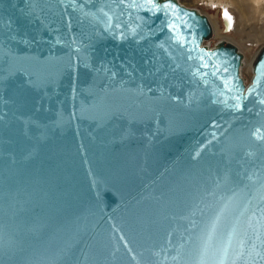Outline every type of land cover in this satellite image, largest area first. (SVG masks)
Segmentation results:
<instances>
[{
  "label": "water",
  "instance_id": "water-1",
  "mask_svg": "<svg viewBox=\"0 0 264 264\" xmlns=\"http://www.w3.org/2000/svg\"><path fill=\"white\" fill-rule=\"evenodd\" d=\"M177 0H0V264H264V45Z\"/></svg>",
  "mask_w": 264,
  "mask_h": 264
},
{
  "label": "rangeland",
  "instance_id": "rangeland-1",
  "mask_svg": "<svg viewBox=\"0 0 264 264\" xmlns=\"http://www.w3.org/2000/svg\"><path fill=\"white\" fill-rule=\"evenodd\" d=\"M177 1L204 14L210 21L214 36L203 40V45L212 47L220 40L235 45L242 55L239 75L245 83L248 82L252 59L257 50L264 45V0ZM225 13L231 18L230 30L226 33L221 20Z\"/></svg>",
  "mask_w": 264,
  "mask_h": 264
},
{
  "label": "bare ground",
  "instance_id": "bare-ground-1",
  "mask_svg": "<svg viewBox=\"0 0 264 264\" xmlns=\"http://www.w3.org/2000/svg\"><path fill=\"white\" fill-rule=\"evenodd\" d=\"M179 2V1H178ZM226 6V4H224V7ZM228 17V16H227ZM225 16V14H223V16L221 17V20L223 22V25H224V32L226 33L227 31L230 30V27H229V19ZM208 19V18H207ZM209 21V20H208ZM210 23V21H209ZM210 26H211V23H210ZM214 28L216 30V24H214ZM211 31H212V36H214V32H213V29H212V26H211ZM244 62V61H243Z\"/></svg>",
  "mask_w": 264,
  "mask_h": 264
},
{
  "label": "snow or ice",
  "instance_id": "snow-or-ice-1",
  "mask_svg": "<svg viewBox=\"0 0 264 264\" xmlns=\"http://www.w3.org/2000/svg\"><path fill=\"white\" fill-rule=\"evenodd\" d=\"M225 16L227 17V13H225ZM229 20L231 19L230 17H227Z\"/></svg>",
  "mask_w": 264,
  "mask_h": 264
},
{
  "label": "built area",
  "instance_id": "built-area-1",
  "mask_svg": "<svg viewBox=\"0 0 264 264\" xmlns=\"http://www.w3.org/2000/svg\"><path fill=\"white\" fill-rule=\"evenodd\" d=\"M224 30V29H223Z\"/></svg>",
  "mask_w": 264,
  "mask_h": 264
}]
</instances>
